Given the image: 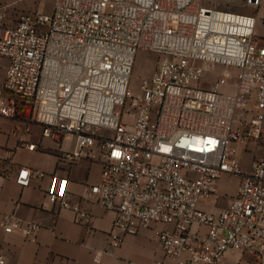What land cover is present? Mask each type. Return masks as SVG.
<instances>
[{"label":"built area","instance_id":"1","mask_svg":"<svg viewBox=\"0 0 264 264\" xmlns=\"http://www.w3.org/2000/svg\"><path fill=\"white\" fill-rule=\"evenodd\" d=\"M232 2L258 9L263 0H54L13 26L0 7V117L25 131L40 124L70 163L101 162L83 197L115 213L110 248L154 228L164 255L154 264H229L239 252L264 264V158L244 171L237 155L264 142V37L257 15L216 7ZM140 50L160 59L134 91ZM14 162L15 151L0 155V170ZM226 174L240 177L236 194L205 210ZM46 176L44 204L89 227L92 212L70 200L58 171L22 165L15 181L26 188ZM2 226L33 242L42 228L14 214Z\"/></svg>","mask_w":264,"mask_h":264},{"label":"crops","instance_id":"2","mask_svg":"<svg viewBox=\"0 0 264 264\" xmlns=\"http://www.w3.org/2000/svg\"><path fill=\"white\" fill-rule=\"evenodd\" d=\"M242 12L257 15L256 32L264 37V0L258 9L245 7ZM24 138L36 142L38 147L28 150L20 140ZM64 150L73 146V138L67 137L61 143ZM56 140L44 137L40 124L31 125L30 131L23 130L18 119L0 117V155L15 151L12 172L0 170V257L4 264H154L164 255L159 245L154 228H146L138 235H128L120 248L109 247V234L115 213L99 204L85 199L86 186L99 181L102 164L82 158L70 163L61 157ZM240 150V152H238ZM237 147V155L244 171H249L251 160L264 158V146L248 151ZM28 166L32 170H43L48 174L58 171L69 179V198L73 203L92 212L91 225L88 227L73 220L70 210L60 211L57 204L45 205V190L49 177H33L31 185L23 188L15 181L19 166ZM233 184L228 187V181ZM240 183L237 175L226 174L220 178L217 194L212 201H203L201 206L208 211H216L228 204L236 194ZM14 214L22 220L38 222L42 228L37 241H29L20 233L7 234L2 226L6 215ZM157 228L164 225L157 224ZM102 251L100 260L95 253ZM229 264H256L250 253H230Z\"/></svg>","mask_w":264,"mask_h":264},{"label":"rangeland","instance_id":"3","mask_svg":"<svg viewBox=\"0 0 264 264\" xmlns=\"http://www.w3.org/2000/svg\"><path fill=\"white\" fill-rule=\"evenodd\" d=\"M54 0H0V7H5L7 16H8V24L11 26L16 25L21 18L22 15L27 13H33L36 11L42 12H49L51 10L52 4ZM237 1V0H235ZM216 7L225 10H232V11H241L242 8L245 6H240L238 2H232L231 4H216ZM160 59L159 54L140 50L137 53L133 74L131 77L130 88L134 91L138 90L140 85L141 79L144 77L151 76L153 73L157 61ZM220 70L221 68H217ZM4 77V70L2 68V63H0V80ZM264 146V142H257L256 140H249L245 144L238 145V150L243 149L249 150L250 148L257 150ZM240 152V150L238 151ZM256 158V152L254 153V158L251 160L250 165L252 164L253 160ZM228 187L233 184L232 180L228 181ZM227 204H222V206H226Z\"/></svg>","mask_w":264,"mask_h":264}]
</instances>
